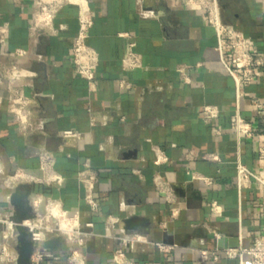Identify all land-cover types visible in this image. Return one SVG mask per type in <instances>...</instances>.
<instances>
[{"label": "crops", "instance_id": "1", "mask_svg": "<svg viewBox=\"0 0 264 264\" xmlns=\"http://www.w3.org/2000/svg\"><path fill=\"white\" fill-rule=\"evenodd\" d=\"M87 1L93 19L87 44L98 58L91 86L75 75L70 62L75 5L59 9L51 34L30 32L35 0H0V213H13L9 196L25 184L31 187L35 216L44 215L50 204L76 215L82 242L47 235L40 246L42 264H69L72 254L82 264H113L118 247L136 262L235 264L224 258L201 262L196 250L248 246L264 233V193L256 185L238 192L234 167L237 158L253 170L263 163L264 118L253 111L248 96L264 102V75L240 88L238 97L223 66L227 58L216 50L213 28L184 0ZM217 2L222 22L250 37L264 55L261 2ZM131 44L141 67L123 72L121 60ZM16 50L25 55L16 56ZM181 66L189 84L177 72ZM11 67L17 76L8 81L4 72ZM121 78L131 86L120 90ZM10 87L32 100L25 132L13 120ZM205 104L222 110L211 124L198 117ZM236 107L244 119L261 125L259 137L236 139L229 120ZM64 131L78 135L65 137ZM43 153L52 156V172L63 178L60 185L46 180ZM208 154L218 160L205 159ZM157 157L166 160L157 162ZM85 163L96 175L95 213L77 179ZM16 173L25 178L10 191L3 181ZM155 178L171 189L173 204L157 191ZM212 201L223 208L221 217L210 213ZM131 218L136 220L126 228L124 220ZM3 231L0 226V244ZM157 244L172 249L162 253Z\"/></svg>", "mask_w": 264, "mask_h": 264}, {"label": "built area", "instance_id": "2", "mask_svg": "<svg viewBox=\"0 0 264 264\" xmlns=\"http://www.w3.org/2000/svg\"><path fill=\"white\" fill-rule=\"evenodd\" d=\"M17 1V0H13ZM264 7V0H259ZM188 8L198 10L204 14L206 23L213 28L215 35L218 38V47L216 50L224 54L227 62L223 63L224 69L228 76L233 80L238 97L239 90L246 84L257 80L264 75V55L256 52L253 40L243 32L232 27L226 26L220 15V10L217 0H184ZM67 5H75L77 12V30L70 48V62L72 64L75 75L84 80L88 86H91L95 79V68L98 64V58L94 50L87 44L89 30L93 25L92 13L88 6L87 0H35L34 2V24L30 28V32L44 31L54 33V19L60 8ZM3 39L0 37V43ZM131 44L121 60V68L123 72L134 70L141 67L140 56L133 51ZM16 56H23V50H16ZM177 72L184 84H189L190 79L185 73V67L181 66ZM4 76L8 81H12L17 76V70L14 67L7 69ZM120 90L127 89L131 84L121 78L117 82ZM253 111L261 118H264V102L257 95L248 96ZM32 100L27 97L21 90L9 88L8 104L13 114V120L17 128L22 132L30 128V111L29 106ZM222 110L219 106L213 104L203 105L199 112V119L205 124L215 122L221 115ZM231 130L235 134L238 141L251 140L259 137L261 134V125L251 120L244 119L238 108L236 107L233 114L230 116ZM264 128V122L262 123ZM220 130L214 129L213 133L218 135ZM77 136V133L64 131L63 136ZM207 160L217 161L218 157L215 154L204 156ZM157 162L166 160L162 157H157ZM41 169L46 174V180L55 182L60 185L63 178L52 172V156L49 153H43L40 157ZM235 167V186L238 192L250 189L253 185L258 186L264 193V159L261 168L253 170L244 165L238 158L234 164ZM25 178L23 173H16L3 181V185L8 190L13 188ZM204 184L211 185V179L200 176ZM77 179L83 186L85 202L91 213L98 210V202L94 198V185L96 175L91 166L85 163L82 169L77 174ZM157 191L162 195L168 204L174 203L173 193L159 178L154 179ZM210 213L213 216L221 217L223 208L217 201H212L209 204ZM56 210V217L53 214ZM177 213L176 209L171 210V215ZM261 214L264 216V205L261 206ZM12 214L0 213V226L4 228L2 234V243L0 244V264H15L17 252L15 250L17 231L15 224L11 222ZM109 222L114 219L108 217ZM26 228L29 238L33 243V251L30 257L31 264H42L44 252L40 248L45 241L46 236L50 234H64L69 239H76L81 243V233L79 232L77 217L70 216L67 211L60 209L56 204H50L46 213L42 216H35L34 219L23 223ZM90 227L91 224H87ZM218 236L217 233L214 234ZM158 249L162 253H168L172 248L157 244ZM197 254L201 262H218L221 258L233 260L235 264H264V233L258 234L253 238V242L248 246L197 249ZM113 264H150L136 262L130 259L122 247L116 248L111 255ZM69 264H82V261L77 255L72 254L68 258Z\"/></svg>", "mask_w": 264, "mask_h": 264}, {"label": "water", "instance_id": "3", "mask_svg": "<svg viewBox=\"0 0 264 264\" xmlns=\"http://www.w3.org/2000/svg\"><path fill=\"white\" fill-rule=\"evenodd\" d=\"M31 194V187L25 184L17 185L9 196V203L13 208V213L10 217L11 222L15 224L17 231L16 247L17 259L15 264H31L30 257L33 251V243L29 238V234L23 223L35 218V214L29 203V196ZM136 218L124 220L126 228L132 224ZM50 242H45L47 247Z\"/></svg>", "mask_w": 264, "mask_h": 264}, {"label": "bare ground", "instance_id": "4", "mask_svg": "<svg viewBox=\"0 0 264 264\" xmlns=\"http://www.w3.org/2000/svg\"><path fill=\"white\" fill-rule=\"evenodd\" d=\"M56 210H53L52 212H53V214L56 216V212H55ZM56 217H58V216H56Z\"/></svg>", "mask_w": 264, "mask_h": 264}]
</instances>
